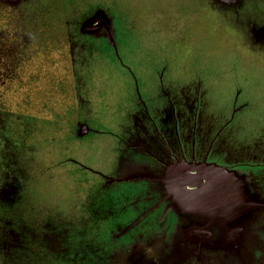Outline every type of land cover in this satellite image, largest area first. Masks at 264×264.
<instances>
[{"label": "rangeland", "instance_id": "1", "mask_svg": "<svg viewBox=\"0 0 264 264\" xmlns=\"http://www.w3.org/2000/svg\"><path fill=\"white\" fill-rule=\"evenodd\" d=\"M30 1L22 5V17L15 10L10 15L16 24H23L44 40L54 35L51 33L54 25L65 21L73 24L83 11L89 13L95 6L113 15L118 35L125 41L122 52L128 59L134 53L136 60L132 64L137 71L140 72V64L147 75L155 67L166 66L167 72L181 76L177 90L167 87L166 91L171 97L178 95L183 99L185 104H176V111L186 115L173 120L169 131H174L176 122L183 132L216 135L232 110L238 108L239 118L224 130L222 136L227 139L220 141L219 148L230 160L251 164L255 171L264 169V0H246V7L233 14L213 0ZM6 52L13 53L9 45ZM195 74L199 75L196 79L191 77ZM92 82L88 92L90 103L84 106L81 120L88 113L96 117L109 99L105 95L117 90V83L106 74L96 76ZM9 98L14 100L11 93ZM125 102L118 98V106ZM10 107L19 111L16 105ZM170 108L168 103V113ZM103 117L102 121L110 127L115 125L112 121H117L106 113ZM22 119L6 115L2 131L0 190L8 191L0 193V235L6 230V219L14 224L16 231H20L21 223L26 220L36 231L45 227L50 232L48 226L62 225L61 231H54L62 238L69 237L65 248L71 259L55 258L41 238L29 243L34 248L30 257L34 264H107L101 258L118 245L112 235L118 225L127 222L126 216L119 214L121 207L113 190L82 182L83 171L69 159L98 168L106 164L97 165L89 159L88 154L95 153L92 143L77 141L73 136L66 139L71 127L67 134L62 128L72 125L71 118L29 124ZM111 137L98 135L93 141L95 146L100 143L104 147L101 155L111 154L106 149ZM16 167L20 168L19 173ZM17 184L18 198L11 200ZM155 238L142 241L155 242L158 250L164 248V238L159 235ZM173 238L169 233L168 239ZM127 240L126 236L124 241ZM112 260H119V255L114 254ZM0 264L15 263L5 260L0 252Z\"/></svg>", "mask_w": 264, "mask_h": 264}, {"label": "flooded vegetation", "instance_id": "2", "mask_svg": "<svg viewBox=\"0 0 264 264\" xmlns=\"http://www.w3.org/2000/svg\"><path fill=\"white\" fill-rule=\"evenodd\" d=\"M25 1L31 2L0 0V142L4 139L6 115L22 117L26 124L71 118L72 125L62 128L67 134L71 127L66 139L73 136L77 141L92 143L95 153L88 154L89 159L106 165L98 168L71 158L69 161L83 171L82 182L113 190L121 207L119 214L126 216L127 222L115 231L119 242L117 264H264V169L255 171L251 164L230 160L219 148L220 141L227 139L222 136L224 130L237 122L240 109L232 110L216 135L183 132L176 122L174 131H169V124L186 115L176 111V104H185L183 99L171 97L166 91L167 87L177 90L181 76L167 72L166 66L155 67L147 75L140 64L137 71L132 64L134 53L128 59L122 52L125 41L118 35L115 17L99 6L89 13L83 11L73 24L65 21L54 25V35L44 40L23 24H16L10 15L15 10L22 17ZM213 2L232 14L246 7V0ZM7 45L13 53L6 52ZM104 74L117 83V92L105 95L109 99L96 117L88 113L81 120L84 106L90 103L92 81ZM9 93L14 100L7 99ZM120 97L126 102L118 106ZM12 104L18 112L11 110ZM104 113L117 119L111 122L115 123L113 127L102 121ZM105 134L112 136L106 148L111 154L103 156L104 147L100 143L95 146L93 141ZM203 164L236 171L255 199L251 212L240 216L238 240L227 238L221 210L216 214H192L170 194V171L182 168L193 175V169ZM15 170L20 172L18 167ZM88 172L97 178H90ZM18 184L11 200L18 198ZM7 191L1 189L0 193ZM169 233L174 236L171 241ZM157 235L165 241L160 250L155 242L142 241H154ZM126 236L129 240L124 241Z\"/></svg>", "mask_w": 264, "mask_h": 264}, {"label": "water", "instance_id": "3", "mask_svg": "<svg viewBox=\"0 0 264 264\" xmlns=\"http://www.w3.org/2000/svg\"><path fill=\"white\" fill-rule=\"evenodd\" d=\"M193 170V175L182 168L170 171L167 178L170 194L182 209L192 214H216L221 210L227 238L238 240L240 216L250 213L255 206L244 178L236 171L215 165L203 164Z\"/></svg>", "mask_w": 264, "mask_h": 264}, {"label": "trees", "instance_id": "4", "mask_svg": "<svg viewBox=\"0 0 264 264\" xmlns=\"http://www.w3.org/2000/svg\"><path fill=\"white\" fill-rule=\"evenodd\" d=\"M5 226L6 230L3 232V234L0 235V252L8 262L14 261L15 264H34L30 259L31 255L34 252V248H30L29 243L35 242L37 239L41 238H43L44 242L48 244V249L51 251L53 256H55V258H58L59 260L70 258V256L67 255L65 248L69 237H67L66 239L62 238L61 236H59L60 234L58 235L59 232H57L61 231V228H64V226L62 225H55L53 227L48 226L50 232H47L45 227H40L41 231L38 229L36 231L34 229L36 227L33 226L30 221L26 220L25 222L21 223L20 231H16L14 229V224L6 219ZM56 229L57 231H54ZM38 235L40 237H38ZM115 235L116 232L113 233L112 238L113 241L117 243L118 241ZM115 251L116 247L113 249H109L108 252L103 255L105 257H102L101 260L106 261L104 263L107 264H117L114 260H112V256L116 254Z\"/></svg>", "mask_w": 264, "mask_h": 264}]
</instances>
